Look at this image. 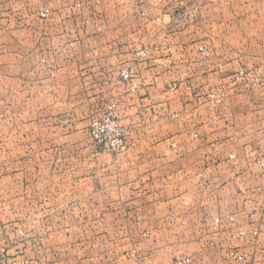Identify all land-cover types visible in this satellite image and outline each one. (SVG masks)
<instances>
[{
  "label": "crops",
  "instance_id": "1",
  "mask_svg": "<svg viewBox=\"0 0 264 264\" xmlns=\"http://www.w3.org/2000/svg\"><path fill=\"white\" fill-rule=\"evenodd\" d=\"M183 8L192 26L170 29ZM0 86L6 114L32 115L34 157L81 159L62 210L127 213L125 263L264 264V0H0ZM109 109L115 155L85 135Z\"/></svg>",
  "mask_w": 264,
  "mask_h": 264
},
{
  "label": "rangeland",
  "instance_id": "2",
  "mask_svg": "<svg viewBox=\"0 0 264 264\" xmlns=\"http://www.w3.org/2000/svg\"><path fill=\"white\" fill-rule=\"evenodd\" d=\"M142 11L136 20L138 29L148 25V21L142 18ZM189 13L190 9L183 8L180 16L170 18V29L191 27ZM109 22L111 26L113 21ZM194 37L190 33L186 39L192 43ZM148 40L147 35L137 36L138 46L142 47ZM30 42L26 40L25 44ZM210 97L214 99L213 95ZM28 105L32 107L31 102ZM105 114L93 119L90 126ZM32 122L31 114L17 117L11 110L6 114L0 101V255L7 253L6 259L20 257L22 264H127L121 256L129 253L130 245L126 239L132 229L127 224L115 225L114 218L116 215L127 216V213H81L75 207L62 210L66 203L75 204L78 198L63 196L62 190L81 187L78 180L81 159L70 157L71 160L65 161L66 153L57 152V158L51 164L49 148L43 147L38 148L41 157H34ZM17 124L20 127L25 125L22 132L16 130ZM90 126L85 135L94 152ZM125 141L126 149V138ZM59 143L57 140L56 145ZM64 151L68 149L64 148ZM100 164L108 166L107 163ZM96 168L97 164L91 169L95 171ZM97 215L104 217V221L97 223ZM134 232L133 229L132 234L139 236L145 230L136 229ZM137 248L142 250L144 245Z\"/></svg>",
  "mask_w": 264,
  "mask_h": 264
},
{
  "label": "built area",
  "instance_id": "3",
  "mask_svg": "<svg viewBox=\"0 0 264 264\" xmlns=\"http://www.w3.org/2000/svg\"><path fill=\"white\" fill-rule=\"evenodd\" d=\"M161 1V0H159ZM200 52L204 55H208L205 48L200 49ZM150 54L148 49H142L136 51L134 56L137 58H146ZM128 72L123 71L122 77H127ZM242 73H239V76ZM89 136L93 142V147L96 152H106L109 154H117L123 151L126 147L124 129L119 125L117 115L113 109H109L108 112L100 119L92 122L90 126ZM242 234H240L241 236ZM233 256V253L230 254ZM189 263L188 259L177 261L176 264Z\"/></svg>",
  "mask_w": 264,
  "mask_h": 264
}]
</instances>
